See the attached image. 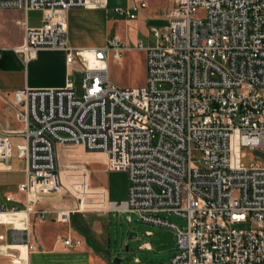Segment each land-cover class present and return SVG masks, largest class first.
<instances>
[{
  "label": "built area",
  "instance_id": "2783aa9c",
  "mask_svg": "<svg viewBox=\"0 0 264 264\" xmlns=\"http://www.w3.org/2000/svg\"><path fill=\"white\" fill-rule=\"evenodd\" d=\"M145 7L144 1L109 9V0H0V10L42 12L39 27L24 25L18 51L26 61L41 49L60 51L84 75L81 97L72 74L61 88L11 94L23 127L14 148L9 135L0 134V166L8 169L13 155L24 162L18 191L26 195L27 216L44 220L53 212L67 223L89 210L126 213L173 231L169 264H264V168L241 164L243 149H264V0H174L167 27L151 28V47L129 48L116 38L92 50L70 46L68 10H111L115 19L133 20ZM129 49L145 53V84L138 88L109 79L110 54L120 61ZM63 146L99 153L107 170L127 172V200L101 196L94 209H37L40 196L66 188L59 170ZM86 178L71 187H86ZM9 212L18 211L0 202V213ZM246 223L249 229L237 228ZM62 241L71 248L81 243Z\"/></svg>",
  "mask_w": 264,
  "mask_h": 264
},
{
  "label": "crops",
  "instance_id": "0c3cea01",
  "mask_svg": "<svg viewBox=\"0 0 264 264\" xmlns=\"http://www.w3.org/2000/svg\"><path fill=\"white\" fill-rule=\"evenodd\" d=\"M141 1L146 3V7L138 9L133 20L114 19V16L110 15V10L104 9L68 10L65 18L70 46L75 49L92 50L105 46L112 38L126 41V30L121 31L119 35H114V26L117 23H120L121 27L132 26L129 28L130 33L136 34L137 29L144 23H149L150 32L154 27L165 29L168 25V13L174 6V0H149V3L146 0H125L124 6L132 8L139 5ZM30 12L33 11L24 13L18 9L0 10V134L9 135L13 148L20 142V138L14 134L19 132L23 125L16 117L17 108L12 103L11 94L24 88H61L65 85L67 76L75 69H79L77 66H68L65 53L60 51L41 49L37 51L35 58L26 61L25 55L18 51L24 42V25L35 28L42 23L41 18L40 22L31 24ZM131 50L139 51L129 49L123 53V56ZM136 61L142 64L145 70L143 51L136 57ZM112 64H114V58L111 53L109 69ZM109 79L114 84L110 72ZM90 158L93 159L90 170L93 174L101 176V185L88 191L85 183L78 185L82 188L81 191L72 188L80 196L79 200H82L79 201L80 210L96 204L85 201L84 198L87 196H103V201L115 202L111 200L109 186L104 181L107 172H111L107 170L106 160L99 153H91ZM11 160H13L12 163ZM11 160L8 169L0 166V202L5 204L7 210L15 209L18 212L0 213V264H113L114 260L106 250L109 241L106 232L104 241L100 242L98 240L100 232L97 227H92L90 222L87 221L78 226L77 230L70 227L74 216H86L84 213L98 211L89 210L74 214L67 223L57 222L53 212L49 213L44 220L35 215H29L26 218L23 213L27 205L26 195L18 191V185L25 180V165L15 155ZM6 197L11 198V201L6 202ZM51 200L46 196H40L36 208L55 212L59 207ZM60 225H67V229L59 231L54 228ZM16 234L19 237L17 240L14 238ZM62 239L80 240L81 243L71 248L65 246ZM27 240L36 247L34 251L28 250ZM140 248L151 249V245L144 243Z\"/></svg>",
  "mask_w": 264,
  "mask_h": 264
},
{
  "label": "rangeland",
  "instance_id": "374dc122",
  "mask_svg": "<svg viewBox=\"0 0 264 264\" xmlns=\"http://www.w3.org/2000/svg\"><path fill=\"white\" fill-rule=\"evenodd\" d=\"M111 8L114 6H124L125 0H110ZM149 3V0H146ZM110 15L113 16L110 10ZM18 18V17H17ZM30 22L38 23L42 18V12L33 11L29 14ZM115 19V17H114ZM122 19V18H118ZM130 27L132 26H120L117 23L114 26V35H119L121 31L125 30L126 41H120L123 46L133 47L138 41H141L144 47L153 45V38L150 32L149 23H144L142 27L137 29L136 33H130ZM142 51L131 50L123 56L120 61H114L109 69L111 79H114V85L121 88H138L145 84V70L142 64L136 61V57L141 54ZM84 75L75 69L72 72V82L76 91V96L81 97L82 79ZM243 157L241 158V164L244 167H259L264 168V149L259 148L255 150L243 149L241 151ZM91 153L84 151L81 147L63 146L59 153V170L62 174L63 183L66 188L61 189L49 195H44L47 198L52 199L53 204H56L60 209L75 210L79 209V195L72 190L71 185L78 184L82 181L83 177L87 176L86 189L93 190L95 187L101 185V176L93 174L90 170V163L93 159L90 158ZM201 154L194 152V160H201ZM13 160H11L12 163ZM196 166H201L200 163H194ZM72 174H80V177L71 178ZM69 177V178H66ZM66 181V182H65ZM105 184L109 186L111 193V200L117 203H121L127 200L129 179L128 174L125 171L115 170L107 172L104 176ZM79 191L82 188L77 187ZM101 196H87L85 201L95 202L92 206H86L84 209H94L95 205L100 203ZM39 199V198H38ZM51 204L48 202V206ZM62 207V208H60ZM56 209V208H54ZM77 215V213H76ZM86 216H74L71 220L70 227L77 230L78 226H81L87 221L90 222L92 227H97L99 230V241L103 242L105 238V232L109 241L107 243L106 250L111 255L112 259L117 261L113 264H169L171 257L176 249L175 235L172 230L161 226L145 224L139 220H129V215L126 213L103 214L99 212L84 213ZM162 218L178 225L185 226V221L167 213L160 215ZM249 223L237 226L239 229H249ZM59 231L67 229V225L55 226ZM58 231V232H59ZM147 232L151 235L147 236ZM131 235H135V238H131ZM144 243H149L151 249H141ZM136 259L138 260L136 262ZM112 260V261H113Z\"/></svg>",
  "mask_w": 264,
  "mask_h": 264
},
{
  "label": "water",
  "instance_id": "95a60500",
  "mask_svg": "<svg viewBox=\"0 0 264 264\" xmlns=\"http://www.w3.org/2000/svg\"><path fill=\"white\" fill-rule=\"evenodd\" d=\"M130 220H131V221L135 220V217H134V216H131V217H130ZM130 237H131V238H135L136 236H135V235H131ZM114 263H117V261L115 260Z\"/></svg>",
  "mask_w": 264,
  "mask_h": 264
},
{
  "label": "bare ground",
  "instance_id": "6f19581e",
  "mask_svg": "<svg viewBox=\"0 0 264 264\" xmlns=\"http://www.w3.org/2000/svg\"><path fill=\"white\" fill-rule=\"evenodd\" d=\"M23 213H24V215H25V216H26V218H27V213H26V212H24V211H23Z\"/></svg>",
  "mask_w": 264,
  "mask_h": 264
}]
</instances>
